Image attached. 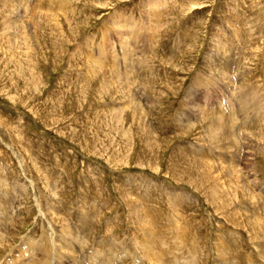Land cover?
Returning a JSON list of instances; mask_svg holds the SVG:
<instances>
[{
  "label": "rangeland",
  "instance_id": "1",
  "mask_svg": "<svg viewBox=\"0 0 264 264\" xmlns=\"http://www.w3.org/2000/svg\"><path fill=\"white\" fill-rule=\"evenodd\" d=\"M0 240L264 264V0H0Z\"/></svg>",
  "mask_w": 264,
  "mask_h": 264
},
{
  "label": "bare ground",
  "instance_id": "2",
  "mask_svg": "<svg viewBox=\"0 0 264 264\" xmlns=\"http://www.w3.org/2000/svg\"><path fill=\"white\" fill-rule=\"evenodd\" d=\"M52 19H53V18H52ZM54 20H55V19H54ZM133 29H134V28H133ZM149 48H150V47H149ZM84 50H85V49H84ZM128 50H129V49H128ZM103 51H104V50H103ZM93 70H94V68H93ZM119 75H120V74H119ZM114 76H116V75H114ZM115 79H116V77H115ZM121 81H122V80H121ZM105 87H106V86H105ZM259 106H260V105H259ZM222 122H223V121H222ZM220 123H221V122H220ZM231 126H232V125H231ZM232 127H233V126H232ZM232 129H233V128H231V131H232ZM224 131H225V129H224ZM228 131H230V129H229ZM232 132H233V131H232ZM233 133H234V132H233ZM233 133H232V134H233ZM228 139H229V138H228ZM247 161H249V159H247ZM202 166H203V165H202ZM204 167H205V166H204ZM252 169H253V168H252ZM202 178H203V177H202ZM4 198H5V197H4ZM144 200H145V199H144ZM137 201H138V200H137ZM254 226H255V225H254ZM255 229H256V228H255ZM52 232H53V231H52ZM66 232H67V231H66ZM69 233H70V232H69ZM72 234H73V233H72ZM76 234H77V233H76ZM1 235H2V234H1ZM81 239H82V238H81ZM5 242H6V241H5ZM2 243H4V241H3V240H0V250H1V248H2L3 246H5V245H3ZM148 243H149V242H148ZM79 244H81V243L79 242ZM66 245H67V244H66ZM82 245H84V244H82ZM77 246H78V245H76V247H77ZM80 246H81V245H80ZM63 247H64V246H62V248H63ZM70 247H71V246H70ZM102 247H103V246H102ZM74 249H75V248H74ZM81 249H82V248H81ZM84 249H85V248H84ZM45 250H46V249H45ZM71 250H72V249H71ZM76 250H78V249H76ZM68 251H69V250H68ZM74 251H75V250H74ZM102 251H103V250H102ZM56 254H57V252H56ZM57 255H58V254H57ZM57 255H56V256H57ZM63 255H64V254H63ZM92 255H93V254H92ZM49 256H50V255H49ZM101 256H103V257L105 256V257H106L107 255L105 254V255H101ZM149 256H150V255H149ZM46 257H48V256H46ZM46 257H45V258H46ZM58 257H59V256H58ZM61 257H62V256H61ZM124 257H125V256H124ZM151 257H152V256H151ZM151 257H150V258H151ZM62 258H63V257H62ZM62 258H60L59 260H61ZM100 258H102V257H100ZM49 259H50V258H49ZM55 259H58V258H55ZM102 259H103V261L100 259L101 261H98V263H95V262H94V263H95V264H110V263H109L110 259H106V260H105L104 258H102ZM153 259H154V258H153ZM67 260H68V259H67ZM91 260H92V259H91ZM97 260H98V259L96 258L95 261H97ZM107 260H109V261L107 262ZM41 261H42V260H41ZM43 261H45V260H43ZM105 261H106V262H105ZM118 261H119V260H118ZM47 262H48V260H47ZM69 262H70V261H69ZM75 262H76V261H75ZM84 262H85V261H84ZM84 262H83L82 264H84ZM111 262H112V261H111ZM114 262H116V260H115V261L113 260V263H114ZM120 262H121V260H120ZM44 263H46V261H45ZM49 263H50V262H49ZM55 263H56V262H55ZM85 263H86V262H85ZM90 263H91V261H90ZM116 263H117V262H116ZM116 263H115V264H116ZM39 264H40V263H39ZM41 264H42V263H41ZM50 264H51V263H50ZM79 264H80V263H79ZM91 264H93V263H91ZM157 264H158V263H157ZM161 264H162V263H161ZM174 264H175V262H174Z\"/></svg>",
  "mask_w": 264,
  "mask_h": 264
}]
</instances>
